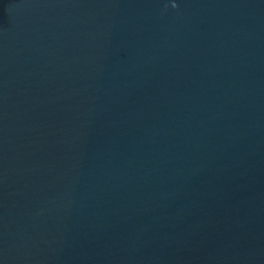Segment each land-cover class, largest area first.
<instances>
[{
    "label": "water",
    "instance_id": "95a60500",
    "mask_svg": "<svg viewBox=\"0 0 264 264\" xmlns=\"http://www.w3.org/2000/svg\"><path fill=\"white\" fill-rule=\"evenodd\" d=\"M0 264H264V0H0Z\"/></svg>",
    "mask_w": 264,
    "mask_h": 264
}]
</instances>
